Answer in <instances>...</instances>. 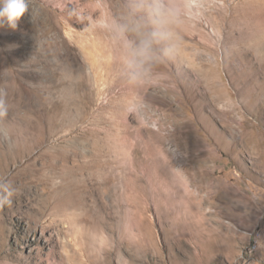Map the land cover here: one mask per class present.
Listing matches in <instances>:
<instances>
[{"label": "rangeland", "instance_id": "obj_1", "mask_svg": "<svg viewBox=\"0 0 264 264\" xmlns=\"http://www.w3.org/2000/svg\"><path fill=\"white\" fill-rule=\"evenodd\" d=\"M165 3L175 50L136 76L133 0L0 27V264H264V0Z\"/></svg>", "mask_w": 264, "mask_h": 264}, {"label": "clouds", "instance_id": "obj_2", "mask_svg": "<svg viewBox=\"0 0 264 264\" xmlns=\"http://www.w3.org/2000/svg\"><path fill=\"white\" fill-rule=\"evenodd\" d=\"M29 12L28 0H0V27L7 25L16 30L21 18ZM145 13V16L139 15ZM130 20L118 25L119 35L127 52V64L138 75L145 66L156 60L155 46L162 41L170 44L164 49V56L175 50V32L172 26L179 23L180 12L169 7L165 0H133L130 8ZM8 110L5 94L0 92V117ZM4 195L0 196V205L10 203L13 189L7 183H0Z\"/></svg>", "mask_w": 264, "mask_h": 264}, {"label": "bare ground", "instance_id": "obj_3", "mask_svg": "<svg viewBox=\"0 0 264 264\" xmlns=\"http://www.w3.org/2000/svg\"><path fill=\"white\" fill-rule=\"evenodd\" d=\"M87 47L89 48V50L91 51V52H94L95 50H96V47L94 46V45H89V44H87ZM94 56V55H93ZM95 58H96V56H94ZM97 61V60H96ZM92 161L93 160H90L89 162H86V161H83V162H81V166H82V168L84 169L85 167H89L90 166V164L92 163ZM79 169V168H78ZM76 173V172H75ZM82 173H84V172H82ZM82 173H80V174H82ZM83 175V174H82ZM26 183V182H25ZM79 187V186H78ZM77 189V188H76ZM79 189V188H78ZM80 239H78V241H79ZM80 242H82V240H80ZM255 247H256V245L254 244V249H255Z\"/></svg>", "mask_w": 264, "mask_h": 264}, {"label": "built area", "instance_id": "obj_4", "mask_svg": "<svg viewBox=\"0 0 264 264\" xmlns=\"http://www.w3.org/2000/svg\"><path fill=\"white\" fill-rule=\"evenodd\" d=\"M250 250H254V243H253V245L251 246Z\"/></svg>", "mask_w": 264, "mask_h": 264}]
</instances>
